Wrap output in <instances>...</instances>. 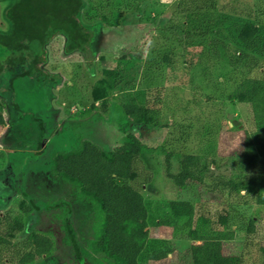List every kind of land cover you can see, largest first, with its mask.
Returning a JSON list of instances; mask_svg holds the SVG:
<instances>
[{"label":"trees","instance_id":"trees-1","mask_svg":"<svg viewBox=\"0 0 264 264\" xmlns=\"http://www.w3.org/2000/svg\"><path fill=\"white\" fill-rule=\"evenodd\" d=\"M3 1V0H0ZM95 0H10L6 18L10 28L0 33V45L10 52V56L0 62V76L5 68L20 67L14 78H31L35 88H41L48 98V92L57 88L62 77L49 73V47L62 38V55L84 54L89 51L93 59L98 55L92 45L99 35V28H88L82 20L84 9L95 15ZM144 0H137L129 11H140ZM217 0H174L170 3V14L163 30L159 33L165 43H178L180 59L185 66L182 73L190 72L203 62L207 78H211L212 68L217 66L216 83L224 88L230 85L226 97L231 112H238L237 119L242 127L235 130L240 134L239 159L251 164L264 163V0H252L250 13L246 17L223 13ZM120 0H111V5L120 9ZM169 6V5H168ZM86 15V13H85ZM100 16H103L99 14ZM89 18V17H88ZM173 48L160 50L151 47L144 64L136 69L142 72L137 80L124 68L118 66L110 74L105 71L90 88V106L78 115L88 117L92 111L108 112V104L117 98V107L126 120L120 118L117 131L121 135L120 144L112 151L105 152L93 142L82 140L78 149L58 153L53 157V174L62 181L74 184L79 197H91L97 201L103 214L100 232L89 244L90 260L95 255L103 256L110 264H246L240 255H224L222 243L230 242L233 231L228 226L234 208L219 217L220 229L199 219L191 227L195 214L189 201H167L164 203L169 214L168 220L160 219L154 227H169L171 221L185 220L190 243L183 251L184 257L175 260L174 245L162 238L151 237L150 219L143 196L130 184L136 179L135 163L148 148L130 132L131 126H168L165 114L164 94L167 85H175L184 80L182 73L174 71ZM112 60L118 65L124 61ZM104 60H101V62ZM135 71V66L129 70ZM205 71L201 74H204ZM218 78V80H217ZM211 81V80H209ZM209 85V84H208ZM46 108L48 99L46 100ZM0 103V127L4 125ZM172 113V111L170 110ZM42 135L44 125L39 124ZM41 137L38 150L45 147ZM162 154L164 176L178 190H192L202 186L201 172H210L211 165L198 155L179 154L178 170L173 173V153L159 149ZM208 164V165H207ZM252 167L256 168V165ZM24 169V167L22 168ZM212 193L231 197L247 196L257 204H264V166L253 173L240 172L231 177L214 179ZM17 202L19 214L15 217L0 218V264L13 263V252L21 257L25 251H44L49 255L54 250V241L48 234L29 232L21 241L17 237L24 232V218L31 213L45 210H63L62 231L64 243L70 247L78 262L86 257L70 221L71 205L65 200L51 204L35 202L21 193ZM93 202V201H91ZM243 220L239 230L249 239L255 233L257 217L252 215ZM101 222V218L99 217ZM234 221L238 222L237 218ZM235 223V222H233ZM241 228V229H240ZM36 258V257H35ZM25 264H32V260ZM264 260V255H263Z\"/></svg>","mask_w":264,"mask_h":264},{"label":"rangeland","instance_id":"rangeland-1","mask_svg":"<svg viewBox=\"0 0 264 264\" xmlns=\"http://www.w3.org/2000/svg\"><path fill=\"white\" fill-rule=\"evenodd\" d=\"M136 1L120 0L118 9L111 5V0H95L94 7L103 16H94L90 6L83 10L81 18L87 21L85 26L99 28L100 31L92 45L98 53L95 59L89 56L88 50L82 55L63 56L60 37L52 43L46 69L61 76L62 82L48 92V98H45L41 88L34 87L31 78H14L21 71L20 67L5 68L0 76V103L5 122L0 127V218H12L20 213L17 202L22 199L21 193L42 204L65 200L71 205L70 221L80 245L86 251L85 259L78 262L70 247L64 243L63 210L41 208L24 218V232L17 240L21 241L31 231L43 232L54 241L53 252L47 255L44 251L28 249L25 254L31 255L28 254L31 252L32 255L21 257L15 250L12 264H25L24 259L32 260V264H110L100 255L94 256L95 262L90 260L89 244L103 224L99 203L88 196L79 197L77 185L54 176L52 162L56 154L78 149L82 140L93 142L105 152L120 144L117 123L120 118L126 119L117 107L116 97L108 104L107 113L92 111L84 118L78 115L89 108L90 88L104 71L110 74L112 69L120 66L124 68V74L128 71L127 74L134 73L138 77L142 72L136 66L139 64L141 67L151 47H156L160 50L173 48L176 57L174 71L182 73L185 64L179 58L178 43H165L159 35L166 27L170 3L174 0H144L140 11H129L128 8ZM217 1L221 12L234 16H248L252 6V0ZM9 6L10 0L0 1V33H6L10 28L6 18ZM9 56L10 52L0 45V62ZM122 57L125 60L119 65L112 61ZM131 66H135V71L134 68L129 70ZM210 70L211 81L206 80V68L201 62L190 72L182 73V82L167 85L164 94V107L169 110L165 114L166 128L143 124L130 127V132L148 148L136 161V179L130 184L145 199L150 236L170 241L176 251L175 260L185 258L183 251L190 243L188 228L184 225L186 221H171L169 227H154L151 222L168 220L165 202L189 201L195 209L191 227H195L199 219H204L209 226L221 230L219 217L234 208L237 213L232 214L228 226L234 237L230 242L222 243L223 254L240 255L246 264H264V204H257L247 196L227 199L221 193L210 192L215 178H228L240 172L253 173L264 166L263 162H257L254 168V164L239 159L241 137L236 127L229 126L230 121L227 120V116L232 114L233 119L239 122L238 112L230 111L231 105L226 97L230 85L224 88L214 81L217 66ZM202 71L205 73L201 74ZM40 123L44 125V135ZM42 136L46 144L38 150ZM160 148L173 153V173L178 170L179 154L203 157L211 165L210 172L199 173L204 177L203 185L192 190L175 188L164 176ZM252 215L258 221L255 233L248 239L238 227L243 224L241 217ZM236 218L238 222L234 221Z\"/></svg>","mask_w":264,"mask_h":264},{"label":"water","instance_id":"water-1","mask_svg":"<svg viewBox=\"0 0 264 264\" xmlns=\"http://www.w3.org/2000/svg\"><path fill=\"white\" fill-rule=\"evenodd\" d=\"M227 120L230 121L229 126L241 128L240 123L233 119V115L232 114H229L227 116Z\"/></svg>","mask_w":264,"mask_h":264}]
</instances>
